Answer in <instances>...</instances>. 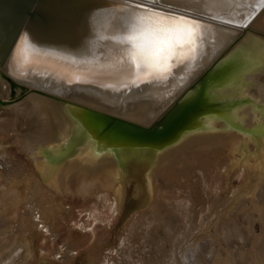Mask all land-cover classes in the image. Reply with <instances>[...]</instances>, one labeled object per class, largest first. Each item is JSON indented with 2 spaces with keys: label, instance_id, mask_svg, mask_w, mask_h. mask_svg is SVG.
<instances>
[{
  "label": "bare ground",
  "instance_id": "obj_1",
  "mask_svg": "<svg viewBox=\"0 0 264 264\" xmlns=\"http://www.w3.org/2000/svg\"><path fill=\"white\" fill-rule=\"evenodd\" d=\"M21 1L0 0V131L31 164L16 168L0 144V264H27L31 228L54 234L58 225L48 221L66 216L65 188L77 174L84 200L114 216L125 183L137 176L142 204L109 251L115 262L262 264L264 243L233 235L225 218L249 219L253 209L264 226V132L242 138L225 127L235 119L264 123L250 112V84L233 85L242 71L264 64L260 41L247 38L249 30L264 37V0H39L41 7L31 6L38 21L20 17ZM149 13L199 26L195 46L178 50L160 77L145 76L121 40ZM260 91L249 93L261 98ZM147 128L155 129L139 133ZM228 163L244 172V189L219 202L218 187L214 208L222 219L169 255L161 222L167 218L163 229L173 233L194 201L187 175H229ZM136 241L142 247L134 256ZM255 244L257 256L238 252ZM231 245L238 249L229 256L224 247Z\"/></svg>",
  "mask_w": 264,
  "mask_h": 264
},
{
  "label": "rangeland",
  "instance_id": "obj_2",
  "mask_svg": "<svg viewBox=\"0 0 264 264\" xmlns=\"http://www.w3.org/2000/svg\"><path fill=\"white\" fill-rule=\"evenodd\" d=\"M247 38L253 42L258 39L260 42L256 45V49H264V37L260 36L257 32L249 30ZM251 59L250 61H252ZM262 76L264 77V64L257 63L250 72L242 71L237 77L238 81H235L233 85L236 87L238 83L240 86L250 84L245 90L246 95L252 98L251 101L253 102L250 112H252L253 117L264 119V89L262 90L264 88V81L260 80ZM233 85L229 88L226 87L224 89L225 92L230 91ZM252 89L258 92L261 89V98L249 93ZM254 106L261 107L263 109L262 112H258L253 108ZM240 111L242 112L243 108ZM247 120L249 118H246V122L235 119L231 122L233 127H225L226 130L228 129L226 132L236 134V136L242 138L252 135L254 131L257 133L264 132V123L258 122L254 125H249L250 122ZM0 144L5 146L8 156H11L10 158L14 161L16 168L20 169L23 168L22 166L31 164L30 160L20 151L18 145L12 142V139L6 132L0 131ZM228 166L230 167L229 175L224 174V172L217 173L216 175L210 173L202 180L198 177L199 173L198 176L187 175V187H189L185 190L188 195H192L191 191L195 192L192 195L194 201L191 203L190 208L184 212L183 220L173 226L175 229L173 233H169L168 228L163 229L168 223L167 218L163 217V221L161 222L162 233L160 235L167 234L165 236L166 241L162 243V246L165 247V251L167 249L166 252H169V255L174 254V252L179 253L183 251L184 247L191 243L194 238L211 233L214 230V224L218 222L219 218L222 219L220 210L214 208L216 203L214 196L217 189H219L218 187L221 190L218 194L219 202L230 198L235 191L239 192L244 189L246 185L244 172L236 168L235 165H229L228 163ZM75 177L68 181L69 187L65 188L64 207L67 213L64 214L66 216L61 217V215H57L54 218L55 220L48 221V225L50 226L55 223L58 225L54 234L51 233L50 236L52 237L36 232L32 228V232L26 236L29 248L27 264H125L124 261L119 259L115 262L114 260L116 259L111 257L109 251L118 247L123 225L130 215L137 211L142 204V193H138L135 180L136 174L134 177H129L128 182L125 183V197L119 216H114L106 208L100 211L93 204L87 203L82 196V178L79 177V174ZM261 201L263 200L261 199ZM68 213L69 215H67ZM249 213L251 215L249 219L248 216L240 219V214L236 217L230 215L228 217L226 215L225 226L228 225L231 226L230 229H237L233 230V232L231 231L233 235H235L236 231H240L241 233L238 234V237H243L247 240H250V238L258 240V246H262L261 244L264 243L263 221L255 210L252 209ZM219 237L222 238V235ZM231 246L232 248L224 247L229 256L231 253H236L238 249V247ZM133 247L135 249L134 252H136L133 255L137 256L140 253L142 243L136 241ZM220 247L223 248L222 245H219V250L222 249ZM254 247H257L256 244L253 246V250L247 248L242 251L238 250V252L243 253L244 251V253H247L251 251V254L254 252L257 256L259 252L257 253ZM259 259L264 264V258L260 256ZM135 263L136 261L132 262V264Z\"/></svg>",
  "mask_w": 264,
  "mask_h": 264
},
{
  "label": "snow or ice",
  "instance_id": "obj_3",
  "mask_svg": "<svg viewBox=\"0 0 264 264\" xmlns=\"http://www.w3.org/2000/svg\"><path fill=\"white\" fill-rule=\"evenodd\" d=\"M183 16L171 17L154 13L142 15L130 26V34L122 36L129 45V59L139 69H145V76H163L170 72V60L177 51L195 46L199 26Z\"/></svg>",
  "mask_w": 264,
  "mask_h": 264
},
{
  "label": "water",
  "instance_id": "obj_4",
  "mask_svg": "<svg viewBox=\"0 0 264 264\" xmlns=\"http://www.w3.org/2000/svg\"><path fill=\"white\" fill-rule=\"evenodd\" d=\"M1 1H3V0H1ZM32 3L36 4L35 7H38V8L41 7V2L39 0H22L21 3L19 4V7L21 9L19 11V14H20L21 18L28 17L30 19H33L34 21H38L40 16L37 14L36 11H31ZM149 129H151V128L139 129V133H142V135H145L144 133L148 132L146 130H149ZM154 129L155 128L151 129V131H153ZM154 132H158V131H154Z\"/></svg>",
  "mask_w": 264,
  "mask_h": 264
}]
</instances>
